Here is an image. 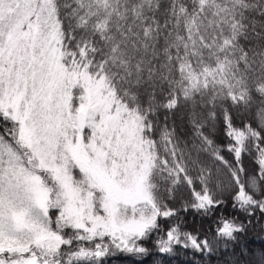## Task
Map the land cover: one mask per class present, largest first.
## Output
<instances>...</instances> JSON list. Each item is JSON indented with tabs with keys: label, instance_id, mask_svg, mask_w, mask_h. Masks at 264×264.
Listing matches in <instances>:
<instances>
[{
	"label": "snow or ice",
	"instance_id": "1",
	"mask_svg": "<svg viewBox=\"0 0 264 264\" xmlns=\"http://www.w3.org/2000/svg\"><path fill=\"white\" fill-rule=\"evenodd\" d=\"M261 220L264 0H0V264L245 256Z\"/></svg>",
	"mask_w": 264,
	"mask_h": 264
},
{
	"label": "trees",
	"instance_id": "2",
	"mask_svg": "<svg viewBox=\"0 0 264 264\" xmlns=\"http://www.w3.org/2000/svg\"><path fill=\"white\" fill-rule=\"evenodd\" d=\"M225 156L228 154L225 152ZM247 166L248 161H245ZM229 211H231L229 209ZM244 243L247 244L248 254L241 256L239 251L235 254L217 253L209 258H193L191 254L184 255L181 252L171 261V264H234L235 261H240V264H264V220L259 223L254 222L253 227L249 230L247 236L244 238ZM105 264H131L130 260L123 256L116 255L106 259Z\"/></svg>",
	"mask_w": 264,
	"mask_h": 264
}]
</instances>
